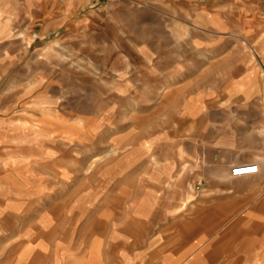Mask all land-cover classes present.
Returning <instances> with one entry per match:
<instances>
[{
  "label": "rangeland",
  "instance_id": "obj_1",
  "mask_svg": "<svg viewBox=\"0 0 264 264\" xmlns=\"http://www.w3.org/2000/svg\"><path fill=\"white\" fill-rule=\"evenodd\" d=\"M42 4L11 2L10 14L23 16L7 19L0 45V264H124L135 232L146 230L149 242L159 232L147 205H178L186 191L215 228V259L264 264L254 222L264 216L262 176L220 192L215 172L249 161L225 167L210 156L259 152L264 126L221 112L220 83L207 82L228 78L235 95L233 75L248 59L264 61V35L254 45L225 37L215 23L235 30L248 21L214 18L211 3L105 0L51 21L32 17ZM34 38L42 45H29ZM131 214L139 219L132 237ZM97 249L103 263L91 256Z\"/></svg>",
  "mask_w": 264,
  "mask_h": 264
},
{
  "label": "crops",
  "instance_id": "obj_2",
  "mask_svg": "<svg viewBox=\"0 0 264 264\" xmlns=\"http://www.w3.org/2000/svg\"><path fill=\"white\" fill-rule=\"evenodd\" d=\"M38 2L43 3L42 6L39 5V11L37 13H33L32 17H36L41 19H48L49 21L60 19V18H69L73 17L74 13H80L86 10L89 7L95 8L100 7L102 3H105V0H65L70 2L71 9L70 11L57 8L56 2H61L64 0H0V45H7L8 37L6 30V22L9 17H22V13L20 9H18L16 14H10L8 11V6H11V2L15 3H24V2ZM74 1V4L72 2ZM162 1H175L177 4H182L185 2L192 3H205L210 4L214 13H211L210 16L214 18L218 15L226 16V17H234L239 18L240 20L245 19L248 21L247 26H243L242 28L230 29L226 25L216 24L215 28L220 30H225V37H231L232 40H236V42L246 41L248 45H254V42L262 35H264V21H261L260 18L264 19V0H225L223 2H217L222 0H162ZM45 3V4H44ZM225 3V4H223ZM22 5V4H21ZM241 7V10L237 13L236 9L232 11L234 6ZM204 6V4H203ZM14 7V6H13ZM21 8V7H20ZM225 10V13H218L217 10ZM27 10V9H26ZM184 11V9H182ZM230 10V11H227ZM20 11V12H19ZM28 11V10H27ZM179 12V11H178ZM183 14L178 13L177 17H181ZM43 40V39H41ZM41 40L33 39L30 41L29 45H42ZM243 43V42H242ZM250 63H247L245 70H239L235 76L239 82L234 85L235 89H237V93L231 90L233 85H226L228 82V78L225 81H219L217 79H210V84L213 85L219 82L221 88L218 93L224 94L225 105L221 109L223 113H233V114H242L250 116L252 119L253 116L256 118L257 123H261L262 127L264 126V80H263V66L260 60L258 62L252 61L253 59H248ZM262 60V59H261ZM253 62V63H252ZM250 65H253L251 67ZM170 82V81H169ZM224 83V84H223ZM248 83H251L248 84ZM256 83L255 85H252ZM214 85V86H215ZM224 85V86H223ZM217 86V85H216ZM251 86V88H250ZM216 90V89H215ZM216 96H220L217 94ZM251 119V120H252ZM260 120V121H259ZM211 158L215 161H219L221 166H228L230 161L238 160L240 162L249 163L257 158L258 164L260 167V172L256 175H248L242 177H235L228 173L227 170L215 172L213 176L216 180L215 182L220 183V185H216L215 190H220V192L227 193L225 189L227 186H235V187H243L246 179H250L251 177H256L258 175L262 176L261 182L264 184V149L259 150V152L249 151V150H240L239 153L233 154L232 151H228L227 149L219 150L218 152L211 153ZM187 169V166H186ZM224 169V168H223ZM181 176V175H180ZM176 177L175 175L173 176ZM170 179V178H168ZM177 181L176 185L179 184ZM250 191H247L246 194H250ZM244 194V193H242ZM191 192H185V198L183 202L178 205L174 204H166V203H158V204H148L147 212L145 213V218L147 221L157 222L159 220V232L153 236V239L149 242L148 238L145 237L146 230H140L139 232H135L134 242L135 248H133L132 243L133 240H129V250L127 254L123 253L120 256L122 258H127L124 261V264H242L243 259L247 257L235 256V259H230L225 262V260L215 259L219 253H213L211 250V244L208 245L209 242L214 240L216 235L215 228L210 227L211 219H207L205 215L202 214L200 203H195L194 201H188L190 198ZM264 206V202H262ZM110 206V207H109ZM108 204L107 210H113L114 205ZM247 209L248 206H247ZM160 211V212H159ZM135 214V213H134ZM134 214L130 215V222L128 223V231L130 232V236L133 235V225L136 226L137 217H133ZM137 216V215H135ZM212 215H209L211 217ZM161 217V219H160ZM214 217V216H213ZM132 218V219H131ZM140 218V217H139ZM212 218V217H211ZM144 218H141V220ZM207 220L209 222H207ZM255 224L260 228L256 232L257 238L264 240V216L259 217V219L254 220ZM249 222L245 224L246 232L242 235L241 240L247 241L249 236ZM253 225V224H251ZM146 226V225H145ZM208 228V229H207ZM147 229V228H146ZM135 230V228H134ZM139 235V237H137ZM132 237V236H131ZM133 239V238H132ZM236 240V239H235ZM239 241V240H238ZM100 240H98V243ZM137 242H140V245L137 246ZM126 241L121 240L117 243V246L121 250L125 248ZM82 250H80V257H86L89 249L87 246H83V240L81 242ZM84 247V248H83ZM211 247V248H210ZM126 248V250L128 249ZM95 255H91L97 259V262L103 263L104 255L100 254L105 251L100 250L96 251ZM114 252V251H113ZM40 254V253H39ZM76 257H78L76 255Z\"/></svg>",
  "mask_w": 264,
  "mask_h": 264
},
{
  "label": "built area",
  "instance_id": "obj_3",
  "mask_svg": "<svg viewBox=\"0 0 264 264\" xmlns=\"http://www.w3.org/2000/svg\"><path fill=\"white\" fill-rule=\"evenodd\" d=\"M262 66H263V79H264V61L262 62ZM263 109H264V102H263ZM259 172H260V167L259 164L256 162L237 164L230 169V174L235 177L256 175Z\"/></svg>",
  "mask_w": 264,
  "mask_h": 264
},
{
  "label": "bare ground",
  "instance_id": "obj_4",
  "mask_svg": "<svg viewBox=\"0 0 264 264\" xmlns=\"http://www.w3.org/2000/svg\"><path fill=\"white\" fill-rule=\"evenodd\" d=\"M171 90H172V86H171V84H169L167 87L161 89V91L158 94H159V96H161L162 99H165L169 95V93L171 92ZM118 96L120 97V95H118ZM184 169H186V166H184Z\"/></svg>",
  "mask_w": 264,
  "mask_h": 264
}]
</instances>
